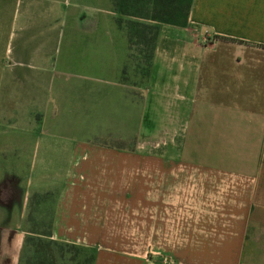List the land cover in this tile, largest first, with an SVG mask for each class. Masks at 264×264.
I'll use <instances>...</instances> for the list:
<instances>
[{"label":"crops","instance_id":"1","mask_svg":"<svg viewBox=\"0 0 264 264\" xmlns=\"http://www.w3.org/2000/svg\"><path fill=\"white\" fill-rule=\"evenodd\" d=\"M119 20L114 0H0V264L35 206L94 264H264V0L146 22L148 67Z\"/></svg>","mask_w":264,"mask_h":264},{"label":"trees","instance_id":"2","mask_svg":"<svg viewBox=\"0 0 264 264\" xmlns=\"http://www.w3.org/2000/svg\"><path fill=\"white\" fill-rule=\"evenodd\" d=\"M153 3L141 20L152 21L158 24L186 26L194 0H148ZM117 7V0H114ZM124 21L121 17L119 23L124 27L133 46H140L142 60L148 67L155 48L159 33L158 25ZM37 198V195H34ZM39 222L34 218V210H30L25 220V229L29 230L24 238L18 264H94L96 254L91 249L74 244L59 242L52 238L51 222L40 229Z\"/></svg>","mask_w":264,"mask_h":264},{"label":"rangeland","instance_id":"3","mask_svg":"<svg viewBox=\"0 0 264 264\" xmlns=\"http://www.w3.org/2000/svg\"><path fill=\"white\" fill-rule=\"evenodd\" d=\"M117 7H116V12L118 13L119 17H121L124 21H135V22H146L144 20H141L140 17H144L147 14H150L149 9H151L153 7V3L149 2L148 0H117ZM143 141L145 142L146 145H148L147 142V138L143 139ZM142 141V143H143ZM2 178H6V175L3 176ZM11 192L15 193L14 188H9V191L7 193H3V199H8L9 197H11ZM16 194V193H15ZM2 203V202H1ZM16 205V207L19 209L20 208V202L14 203V206ZM36 205V204H35ZM46 211H44V209L38 208V206H35L34 209V218L37 219V221L39 222V227L40 229H44V227H46L50 220V215L47 214ZM11 218H7L5 219V221L8 222H12ZM27 235V233L25 234V236ZM24 236V238H25ZM82 247V246H81ZM86 248V247H85ZM88 249V248H86ZM96 253L95 250H92ZM122 254L124 255H128V253H133L132 250L129 251H120ZM137 252V254L139 253L138 251H135V253ZM140 255L143 257H153V256H157L159 257L160 255L157 254L155 255V253H151L150 251L147 250H140Z\"/></svg>","mask_w":264,"mask_h":264}]
</instances>
